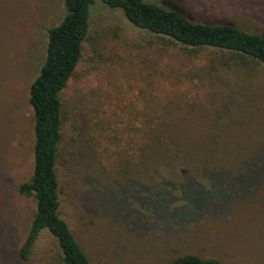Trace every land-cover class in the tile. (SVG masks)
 Listing matches in <instances>:
<instances>
[{
    "label": "rangeland",
    "instance_id": "rangeland-1",
    "mask_svg": "<svg viewBox=\"0 0 264 264\" xmlns=\"http://www.w3.org/2000/svg\"><path fill=\"white\" fill-rule=\"evenodd\" d=\"M150 1L264 35V0ZM90 10L81 58L60 94L57 173L61 217L91 264H166L188 254L264 264V70L137 29L100 1ZM65 13L64 0H0V264H61L47 232L30 262L15 253L35 214L33 196L18 192L33 171L28 89L47 32ZM153 97L174 111L177 151L147 172L133 129Z\"/></svg>",
    "mask_w": 264,
    "mask_h": 264
},
{
    "label": "trees",
    "instance_id": "trees-1",
    "mask_svg": "<svg viewBox=\"0 0 264 264\" xmlns=\"http://www.w3.org/2000/svg\"><path fill=\"white\" fill-rule=\"evenodd\" d=\"M98 1L110 9L120 10L137 29L191 49H215L230 54L234 60L249 61L264 70L262 34L247 31L234 23L196 21L176 6H164L150 0ZM98 1L64 0L65 16L59 25L48 30L44 63L28 89V103L34 116L33 171L29 181L18 187V192L33 196L35 214L25 241L15 253L16 259L22 263L31 261L39 236L47 232L58 246L61 264H91L68 223L61 217L57 171L63 140L60 94L81 58L89 31L90 9ZM152 103L147 105L146 110H141V115H137V118L143 119V124L133 129L142 141L137 143V156L145 166H152V170L147 172L159 170L164 157L169 158L165 153L177 151L172 142L173 129L172 132L169 129L170 120L175 115L173 109L167 103L165 108H159L156 97L152 98ZM164 141H170V147L165 146ZM166 264L218 263L188 254L171 259Z\"/></svg>",
    "mask_w": 264,
    "mask_h": 264
}]
</instances>
